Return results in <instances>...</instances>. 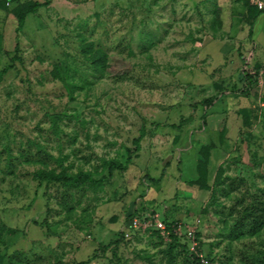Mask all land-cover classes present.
I'll return each mask as SVG.
<instances>
[{
	"label": "rangeland",
	"instance_id": "obj_1",
	"mask_svg": "<svg viewBox=\"0 0 264 264\" xmlns=\"http://www.w3.org/2000/svg\"><path fill=\"white\" fill-rule=\"evenodd\" d=\"M0 1V264H180L153 231L122 237L133 212L200 218L205 254L264 264V229L223 235L236 199L264 187L257 0H51L18 38L14 8L43 0ZM91 42L107 53L103 74ZM111 161L126 168L109 174ZM220 167L246 184L226 196ZM39 169L103 181L40 184Z\"/></svg>",
	"mask_w": 264,
	"mask_h": 264
},
{
	"label": "trees",
	"instance_id": "obj_2",
	"mask_svg": "<svg viewBox=\"0 0 264 264\" xmlns=\"http://www.w3.org/2000/svg\"><path fill=\"white\" fill-rule=\"evenodd\" d=\"M51 3V0H43V1H28L22 4L17 5L13 12L17 19V27H16V33L17 38L18 34L21 31L26 17L29 13H36L41 7L47 6ZM0 6L5 7V2L0 1ZM263 10L257 8V6L249 7V15H251V19L249 21V24L252 25L254 20L256 19L257 15L261 13ZM18 49V42L16 45V50ZM87 52H89L91 61L93 63V66L96 70L101 71L103 74L105 70L107 69V53L103 52L102 49H94V43L91 42L87 45H85V48ZM6 69H4L5 71ZM203 103L207 105H211L213 103V100L205 99ZM144 134V130L141 133ZM141 135V136H142ZM139 139L135 140L136 144H139ZM129 150V149H128ZM11 153L8 154V161L7 166L8 168L11 167ZM205 161L203 163H200L199 173L200 177L198 179V183L201 186L207 185V168L206 163L208 161V158H204ZM109 167V174H112L113 170L115 168L117 169H125L126 165H123L122 163H119L117 161H111L107 163ZM224 172V169L222 167L219 168V171L216 174V178L214 181V185H224V187H219L223 194L226 196H229L232 192H236L237 189H239L240 185L246 184V180L243 177H240V183H236L235 179L230 176L223 177L222 173ZM33 178L38 180L39 183L47 182V183H53V182H61L63 186L68 188H78L81 185L89 182L92 185H98L101 184L103 181V177L99 179H95L93 177V174L91 171H79L77 173H69L66 170H62L60 173H56L55 171H48L45 169H39L32 173ZM234 179V180H233ZM228 180L229 182H226ZM218 190V189H217ZM216 189L213 190V195L216 193ZM215 196V195H214ZM65 197V196H64ZM64 203L67 204L66 200L64 199ZM228 217L225 216V233L223 235L226 238L230 239H239L244 236H254L258 233H260L264 229V187H260L257 192L251 191L250 189H246L245 192H242L241 196L238 197L231 206V208L228 209ZM224 213V210L221 211ZM140 214H137L133 212L131 215L128 216V221L131 220L134 216H139ZM168 228L172 229L173 225L179 221V219H171L170 217H163ZM227 218H231L232 222L229 225V221ZM138 233V232H137ZM153 233L157 235L158 238H161L159 232L155 229L153 230ZM135 232H133V235ZM122 237L125 239V233H122ZM197 237L200 240V232L197 233ZM126 240V239H125ZM201 242V241H200ZM202 243V242H201ZM167 254L170 255V258L173 257L172 261L176 262L181 259L179 262L180 264H199L198 259L195 257L193 253L190 252L188 248V241L184 237H180L174 233H171V241L167 246ZM208 257L214 259L212 255L207 254ZM3 258V257H2ZM88 260H82L79 261L77 264H89ZM215 260V259H214Z\"/></svg>",
	"mask_w": 264,
	"mask_h": 264
},
{
	"label": "built area",
	"instance_id": "obj_3",
	"mask_svg": "<svg viewBox=\"0 0 264 264\" xmlns=\"http://www.w3.org/2000/svg\"><path fill=\"white\" fill-rule=\"evenodd\" d=\"M255 2L259 9H264V0H257ZM201 222L200 218H195L192 221L179 220L173 225L172 229H169L164 218L161 217L159 213L146 212V214H141V216L132 217L126 226L124 233L126 239H130L133 232H151L156 229L161 238L167 243L171 241V233H174L180 237L186 238L188 241V248L198 259L199 264H219L216 260L208 257L207 254L201 250L200 240L197 237Z\"/></svg>",
	"mask_w": 264,
	"mask_h": 264
},
{
	"label": "crops",
	"instance_id": "obj_4",
	"mask_svg": "<svg viewBox=\"0 0 264 264\" xmlns=\"http://www.w3.org/2000/svg\"><path fill=\"white\" fill-rule=\"evenodd\" d=\"M263 10H264V9H263ZM262 17L264 18V14H262ZM263 18H262L261 20H263ZM258 20H259V19H258ZM261 20H260V21H261ZM257 22H258V21H257Z\"/></svg>",
	"mask_w": 264,
	"mask_h": 264
}]
</instances>
